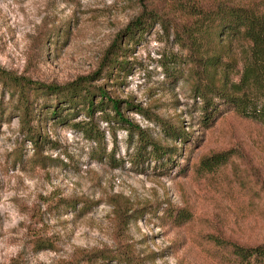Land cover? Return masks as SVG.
Segmentation results:
<instances>
[{
    "label": "rangeland",
    "instance_id": "rangeland-1",
    "mask_svg": "<svg viewBox=\"0 0 264 264\" xmlns=\"http://www.w3.org/2000/svg\"><path fill=\"white\" fill-rule=\"evenodd\" d=\"M149 1L0 0V68L57 84L89 73ZM127 45L126 70L115 81L103 74L94 83L105 82L110 96L148 108L194 138L173 140L158 123L123 107L130 122L177 146L171 162L134 166L127 157L135 138L126 129L96 113L99 144L74 125L86 118L82 112L64 109L62 120L46 109L54 99L36 96L37 154L20 129L15 99L0 85V264H117L85 256L120 243L145 264H225L223 240L264 241V119L229 108L205 127L189 62L173 79L162 67L168 56L185 54L172 32L157 24ZM222 50L217 81L259 99L260 87L245 74L253 62L250 45L237 39ZM79 197L97 203L86 210L66 202ZM168 207L182 209L188 220L174 223L165 216ZM120 210L130 216L119 234Z\"/></svg>",
    "mask_w": 264,
    "mask_h": 264
},
{
    "label": "trees",
    "instance_id": "trees-1",
    "mask_svg": "<svg viewBox=\"0 0 264 264\" xmlns=\"http://www.w3.org/2000/svg\"><path fill=\"white\" fill-rule=\"evenodd\" d=\"M157 24L167 34L172 32L175 42L185 50L184 57L168 56L167 60H162V67L167 77L173 79L181 76L183 66L189 62L186 66L191 77V91L194 98L200 100L201 121L205 127L211 124L214 116L229 108L264 119V0H150L119 30L104 51L97 68L89 73L57 84L17 75L0 68V85L15 99V105L20 112V129L29 136L37 154L39 133L34 132L35 128L31 124L34 100L36 96H49L55 101L46 103L45 106L46 109L52 108L53 116L64 120V109L73 114L82 112L86 118L74 122V125L87 138L94 139L99 144L103 135L96 127V113L105 122H114L118 127L126 129L129 140L135 138L134 148L127 157L132 165H143L148 160H153L160 161L162 166L163 160H174L171 154L177 150V146L161 143L146 129L130 122L122 108H135L158 123L164 134L173 140L191 141L194 137H191L190 131L148 108L138 106L130 99L110 96L104 86L105 82L94 83L103 74L115 81L119 72L127 68L128 62L124 58L129 41ZM237 39L245 40L250 45L253 62L245 68V74L247 80L255 79L260 87L259 99L247 95L245 88L234 84L223 86L215 77L220 61H224L221 58L222 49ZM175 69L180 75H174ZM1 114L0 111V122ZM187 166V163L184 164L182 169H187ZM66 202L72 206L79 202L86 210L97 203L86 197L70 198ZM129 216L123 210L118 211L116 230L119 234L128 223ZM165 216L176 221L174 223L188 220L182 209L173 210L171 207H168ZM219 246L223 251L225 264H264V241L247 245L223 240ZM85 259H105L117 264H145L128 244L122 243L115 249L103 248L89 252Z\"/></svg>",
    "mask_w": 264,
    "mask_h": 264
}]
</instances>
